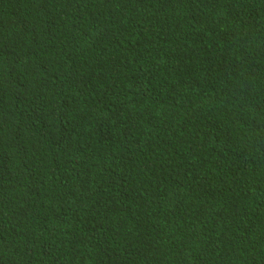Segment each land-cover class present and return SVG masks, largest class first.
Returning <instances> with one entry per match:
<instances>
[{
  "label": "trees",
  "instance_id": "trees-1",
  "mask_svg": "<svg viewBox=\"0 0 264 264\" xmlns=\"http://www.w3.org/2000/svg\"><path fill=\"white\" fill-rule=\"evenodd\" d=\"M0 264H264V0H0Z\"/></svg>",
  "mask_w": 264,
  "mask_h": 264
}]
</instances>
